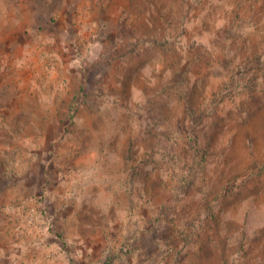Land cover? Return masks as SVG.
I'll return each mask as SVG.
<instances>
[{
    "label": "rangeland",
    "instance_id": "1",
    "mask_svg": "<svg viewBox=\"0 0 264 264\" xmlns=\"http://www.w3.org/2000/svg\"><path fill=\"white\" fill-rule=\"evenodd\" d=\"M0 264H264V0H0Z\"/></svg>",
    "mask_w": 264,
    "mask_h": 264
}]
</instances>
